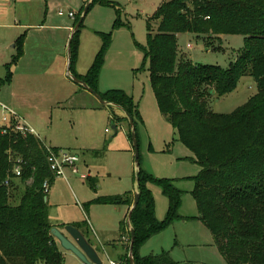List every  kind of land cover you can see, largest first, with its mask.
Masks as SVG:
<instances>
[{
    "label": "trees",
    "instance_id": "trees-1",
    "mask_svg": "<svg viewBox=\"0 0 264 264\" xmlns=\"http://www.w3.org/2000/svg\"><path fill=\"white\" fill-rule=\"evenodd\" d=\"M93 3L114 5L111 0ZM83 6L75 15L74 26ZM81 26L82 22L74 38ZM146 27L147 46L143 53L149 63L157 107L200 168L191 191L198 215L180 216L181 191L171 180L154 179L140 167V197L130 215L135 231L134 264H175L169 252L141 256L139 248L182 218H198L209 229L225 264H264V0H165L146 19ZM182 33L208 40L242 35L244 47L227 68L194 64L178 48V35ZM74 38L70 46L72 75L133 118L130 96L120 89L103 93L97 90L110 34H104L102 46L84 75L73 72ZM17 45L20 52L22 38ZM246 75L256 82L253 96L230 113L209 109L211 100L232 92L238 79ZM48 148L58 150L31 134L2 133L0 128V264H65L63 252L50 233L52 225L44 200L47 193L42 188L44 181L50 185L54 179L47 164ZM10 154L14 155L12 159ZM17 158L21 160L19 176L13 173ZM5 180H9L7 186ZM153 181L160 184L168 199L161 221L155 216L148 188ZM90 183L95 186L94 179ZM19 187L23 191L17 204H10L9 191ZM132 202L131 192H125L99 196L86 203L85 208L90 203L130 207ZM120 232L127 234L129 242L125 220L120 222ZM122 261L129 264L128 245Z\"/></svg>",
    "mask_w": 264,
    "mask_h": 264
},
{
    "label": "rangeland",
    "instance_id": "rangeland-1",
    "mask_svg": "<svg viewBox=\"0 0 264 264\" xmlns=\"http://www.w3.org/2000/svg\"><path fill=\"white\" fill-rule=\"evenodd\" d=\"M111 1L115 3L114 6L93 3L86 12L82 26L75 38L74 35L72 37L75 45L73 68H81L85 72L100 50L104 34H110V43L99 71L97 90L103 93L109 89H120L131 97L141 169L154 179L171 180L174 187L181 191L178 214L185 218L197 217V206L191 191L200 168L157 107L150 85L149 63L143 53L147 46L146 19L165 0ZM81 4L82 0H36L31 8H34L35 17L45 16L56 24L73 25L74 21L66 15L59 20L58 11L73 10L78 13ZM8 6L6 8L0 2V14L5 8L12 19L13 8L20 16L27 9V4L18 2ZM118 19L119 23L116 24ZM69 36L64 47H51L49 52L38 57L40 61L36 65L44 70L45 60L56 59L53 52L57 50L67 56ZM177 40L179 50L194 64L221 68H227L244 47L242 35H224L220 40H208L206 37L182 33ZM59 41L63 45L64 38L61 37ZM67 66L68 62L62 75H55L53 82L46 84L41 94L9 104L7 94L2 92L0 104L23 115L41 142L68 149L77 156L76 171L64 166L63 175L54 176L47 188L48 221L59 224L64 215L76 217L81 225L88 227L90 241L94 244L97 239L91 234L90 225L99 241L107 245L117 243L120 237L119 222L125 213V206L90 203L85 208V203L97 196L122 194L134 187L129 124L125 119H115L118 112L116 106L111 103L103 105L83 86L73 81L67 75ZM256 91L254 78L246 75L238 79L232 92L211 100L208 107L213 112L230 113ZM3 116L0 105V125ZM6 117L10 119L9 114ZM10 157L12 159L14 155L10 154ZM91 178L96 180L94 187L90 183ZM148 188L153 197L155 216L161 221L166 215L168 199L156 181L150 182ZM22 191V187L11 189L9 203L17 204ZM98 249L103 263L107 264L106 257ZM110 251L112 256L118 253L115 249ZM164 251L169 252L175 264H225L214 246L209 229L198 218L175 220L139 248V254L145 256L158 255ZM62 252L65 264L76 263L77 258L72 253Z\"/></svg>",
    "mask_w": 264,
    "mask_h": 264
},
{
    "label": "crops",
    "instance_id": "crops-1",
    "mask_svg": "<svg viewBox=\"0 0 264 264\" xmlns=\"http://www.w3.org/2000/svg\"><path fill=\"white\" fill-rule=\"evenodd\" d=\"M35 1L36 0H0V2L3 3L6 8L9 7L8 4L9 5L15 4V2L27 4L26 12L23 13V15L21 16L17 13L16 8H13L14 9L13 19L11 16H9V13L7 12L8 10H6L5 8H4V12H1L0 14V72H1L0 74H2L0 75V95L2 92L6 93L9 104L15 103L18 100H26L27 97H33L41 94V91L46 86V84L53 82L55 75H59V74L62 75L63 68L64 66L66 67V63L68 62V52L66 56L63 54V51L57 50L53 52V55L56 59L51 60L48 58L47 60H45L43 67L44 70H42L39 65H36L40 61L38 57L47 51L49 52V50H51L53 46L60 45L61 47H64V44L66 43L68 36L72 33L74 24L73 25H69L67 23L56 24L53 23L50 19H48V17L45 16L35 17L33 15L34 8H31L32 5H34ZM82 6H83V0L81 7ZM69 11H73V10H68L67 12ZM73 12L75 13V15L77 14L76 11ZM16 16L18 17L16 18ZM61 16L63 15H59L58 17L59 20L62 19ZM70 19L74 21L75 18H70ZM59 37L64 38L63 45H61V42L59 41L60 40ZM20 38H22V46L19 52L17 42ZM93 60L89 63L85 72L83 71L84 69L81 68L79 69L73 68V72L77 75H84L87 72ZM56 61L57 63L55 64ZM52 66L53 68H51ZM54 66L56 67V69ZM8 74L10 75L9 79L5 81ZM50 76H52L53 78L52 79L49 78ZM10 109L13 110L12 108ZM117 109L118 112L117 114H115L116 115L115 119L120 120L126 118L124 112L119 107H117ZM15 114L17 120L23 121L25 124L30 126L25 121L23 115H18V113L16 112ZM42 143L48 147H54L44 142ZM55 148H58V150L60 149L64 150L63 148L60 147H55ZM65 150L70 152L68 149ZM94 181L96 182L95 179ZM135 190H136V184H134V187L132 189L125 191V192H131L132 201ZM125 192H123L122 194H124ZM114 195H121V194H114ZM102 196H112V195H102ZM91 200H88L87 203ZM46 201H47V197H46ZM123 206H125V213L121 221L124 220L126 221L127 213L131 206L130 207H128L127 205H123ZM59 222L62 223L61 226L59 225L60 223L58 224L56 222H50V224L52 225V227L55 226L58 229H60L62 232H64L65 225L70 224L76 227L78 230L82 232V234L85 236L88 242L96 250L102 263H103L102 254L99 252L98 248H100V251L106 257L107 262L108 259L122 260L124 254L127 252L128 242L126 241V238L128 236L127 234L124 235L121 234L120 228H119L120 237L117 243H112L107 245L99 241L96 233L93 231L91 225L89 224L90 229L92 230L91 234H93V236H95L97 239L96 243L94 244L92 241H90V237H89L90 233L88 231V227L84 224L81 225V223H79L78 218L64 215L63 217H61ZM120 222H119V226H120ZM111 249L117 250L118 253L115 256H112L110 251ZM141 256H145V255H141ZM74 264H80V262L77 260L76 263Z\"/></svg>",
    "mask_w": 264,
    "mask_h": 264
},
{
    "label": "water",
    "instance_id": "water-1",
    "mask_svg": "<svg viewBox=\"0 0 264 264\" xmlns=\"http://www.w3.org/2000/svg\"><path fill=\"white\" fill-rule=\"evenodd\" d=\"M93 0H87L86 3L83 6L81 15L79 17L78 22L73 27L72 33L70 35L68 45H67V52H68V66H67V75L76 83L83 86L88 92H90L92 95H94L102 104L106 105L110 102H107L103 100L100 95L94 91L92 88L88 87L83 81L76 78L72 73L70 72L69 65H70V44L71 39L75 33V31L78 29L79 24L83 21V18L88 11L91 3ZM112 105L118 107L117 105L111 103ZM120 108V107H119ZM124 112V111H123ZM124 115L128 121L129 124V131H130V137H131V144L133 148V164H134V174H135V184H136V190L133 194V202L132 205L127 213L126 223L128 226L129 231V242H128V261L129 264H134L133 259V245H134V239H135V231L130 225V215L133 211V209L136 207L139 201L140 194L137 189L138 181H139V172H140V163H139V151H138V143L135 133V126L134 121L131 115L124 112ZM46 200V197L44 198ZM65 232V233H64ZM64 232H62L57 227L53 226L50 229V233L53 236V238L57 241L60 248L64 251H68L72 253L77 260L80 262V264H103L100 257L98 256L96 250L93 248V246L88 242V240L85 238V236L82 234L80 230H78L76 227L68 224L64 226Z\"/></svg>",
    "mask_w": 264,
    "mask_h": 264
},
{
    "label": "built area",
    "instance_id": "built-area-1",
    "mask_svg": "<svg viewBox=\"0 0 264 264\" xmlns=\"http://www.w3.org/2000/svg\"><path fill=\"white\" fill-rule=\"evenodd\" d=\"M58 15H67L70 18H75V13L73 11L63 12L61 10L58 11ZM188 48H190L189 44H186ZM3 109L4 116L2 117L1 121L2 124L0 125L2 133L7 132H15L20 133L23 135L31 134L37 137V134L33 128L25 124L23 121H19L16 119V114L13 110L8 108L7 106L1 104ZM6 114H9L10 119L6 117ZM107 131V130H106ZM77 161V156L71 154L65 150H51L48 148V156H47V164L49 170L53 173L54 176H62L63 175V167L70 166L72 171H76L75 162ZM21 160L17 158L15 160V165L13 168V173L15 176H19L21 172ZM4 184L7 186L9 184V180H5ZM48 182L44 181L42 184L43 191L47 193ZM128 242V237L126 238ZM108 264H124L122 260H112L108 259Z\"/></svg>",
    "mask_w": 264,
    "mask_h": 264
}]
</instances>
